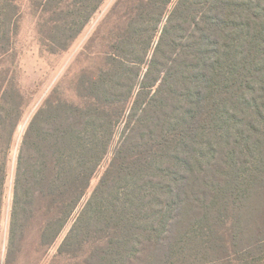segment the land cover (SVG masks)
Listing matches in <instances>:
<instances>
[{
  "label": "trees",
  "instance_id": "trees-1",
  "mask_svg": "<svg viewBox=\"0 0 264 264\" xmlns=\"http://www.w3.org/2000/svg\"><path fill=\"white\" fill-rule=\"evenodd\" d=\"M66 1L56 2L65 17L52 27L59 50L104 2ZM172 1L142 4L154 28L131 61L120 44L107 74L116 87L102 78L84 107L48 99L30 122L15 172L10 247L21 213L31 216L37 198L50 216L42 243L54 242L125 122L128 133L60 252L82 250L83 222L96 217L97 242L84 264H141L144 256L150 264L177 263L203 253L212 264H264V0H177L143 74ZM19 15L17 0H0V218L26 106L15 50ZM143 26L132 30L141 37Z\"/></svg>",
  "mask_w": 264,
  "mask_h": 264
},
{
  "label": "rangeland",
  "instance_id": "rangeland-1",
  "mask_svg": "<svg viewBox=\"0 0 264 264\" xmlns=\"http://www.w3.org/2000/svg\"><path fill=\"white\" fill-rule=\"evenodd\" d=\"M57 1L59 0H17L20 15L18 31L15 36L16 62L19 88L24 96L26 106L16 129L8 163V177L4 188L0 218V264H84L89 260V256L95 248L89 243L97 242L95 233L91 232L98 225L96 217H92V219L87 217L85 223L83 222L80 236L89 235L82 250H75L71 245L63 249L62 253L60 248L82 216L94 190L108 170L115 149L127 135L125 122L115 127L109 153L92 177L85 196L66 222L63 230L50 245L43 244L41 240L50 216L45 210L44 201L37 198L31 216L21 213L19 225L22 227L13 246L10 247L15 172L21 144L30 122L46 100H51L54 106L61 103L75 107L90 105L99 94L97 90L93 92V85L100 82L102 78H109L107 74L117 67L116 59L120 56V44L123 41L126 42L125 48L128 52L124 50L127 57L125 59L131 61L138 56L136 53H143L144 50L141 47L147 42V39L149 40L154 28V23L149 18L150 14L145 9L146 5H142L148 0H104L80 35L65 50H59L60 44L53 37L52 27L60 24L65 15L56 12ZM66 3L71 4L72 0H67ZM176 3L177 0H173L169 5L163 23L156 31L150 52L145 60L146 63L140 68L138 66L143 74L147 71L163 27ZM148 19H151V23L147 24L146 20ZM135 23L143 24V29H146L141 37L138 36L139 31L132 30V25H136ZM130 65L132 70L137 72V65ZM112 76L113 74L109 78V84L116 87L118 79ZM131 78L133 79V75L126 74L122 83L130 84ZM138 89L139 87L136 88V91ZM53 230L52 226V235ZM223 252L220 250V257ZM214 256L220 258L218 254ZM141 262V264H150L146 256ZM213 262L214 259L211 255L207 256L203 253L186 257L177 263L168 260L165 264H212Z\"/></svg>",
  "mask_w": 264,
  "mask_h": 264
}]
</instances>
